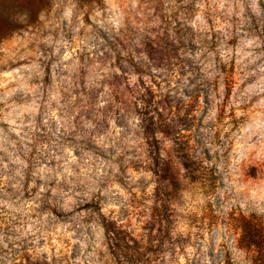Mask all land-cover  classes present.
Returning a JSON list of instances; mask_svg holds the SVG:
<instances>
[{"label": "clouds", "instance_id": "obj_1", "mask_svg": "<svg viewBox=\"0 0 264 264\" xmlns=\"http://www.w3.org/2000/svg\"><path fill=\"white\" fill-rule=\"evenodd\" d=\"M0 264H264V0H0Z\"/></svg>", "mask_w": 264, "mask_h": 264}, {"label": "rangeland", "instance_id": "obj_2", "mask_svg": "<svg viewBox=\"0 0 264 264\" xmlns=\"http://www.w3.org/2000/svg\"><path fill=\"white\" fill-rule=\"evenodd\" d=\"M233 71H235V70H233ZM155 93H156V90H155V89H153V95H155Z\"/></svg>", "mask_w": 264, "mask_h": 264}]
</instances>
